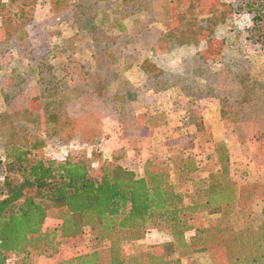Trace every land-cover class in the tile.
I'll return each mask as SVG.
<instances>
[{"label": "trees", "instance_id": "16d2710c", "mask_svg": "<svg viewBox=\"0 0 264 264\" xmlns=\"http://www.w3.org/2000/svg\"><path fill=\"white\" fill-rule=\"evenodd\" d=\"M99 1L76 0L58 9L73 7L69 19L73 28L88 27L109 35L107 41L111 50L97 55L105 59L103 73H83L86 78L84 80L83 77L84 86L80 88L81 84L73 73L81 70L76 59L78 48L74 47L78 38L75 35L64 39L62 45L55 49L68 63L59 70L48 63V55H44L33 65L40 90L28 96L30 103L22 107L23 113L45 109L49 114L54 107L64 109L68 101L63 95L56 98L55 93L64 92L63 89L70 87L71 83L82 94L92 91L108 102L124 104L131 101L133 93L126 86L111 89L118 75H107V69L113 67L112 61L120 63L123 59L120 51L123 41L120 38L129 34L128 22L142 9L129 8L126 13L118 12L117 17L109 20V14L98 8ZM36 2L0 0V10L12 9V14L17 15L13 20L18 22V15H32ZM199 4L200 0H189L188 8L194 10ZM217 4L220 5L219 2ZM242 11L251 14L247 38L264 45V0L229 2V15ZM201 20L196 16L180 24L173 22L164 33V52L197 44ZM142 22L139 19V24ZM6 31L10 36L20 34L21 29L6 28ZM150 52L151 55L139 64L148 78L144 88L154 92L175 88L186 98L189 114L199 99L209 96L218 97L222 109L229 108L225 106L232 103H245L243 107L250 103H264V81L255 78L242 59L223 54L215 71L211 65L190 66L184 59L182 72L167 73L160 60L162 52L156 47L150 48ZM120 65L123 71L130 64ZM231 78L236 81V89L229 90L227 85ZM21 79V73L15 69L12 75V82L16 84L14 89L3 91L9 109L0 114V129L4 130L7 123L10 129L0 147L4 165L0 177V264H32L35 257H53L65 239L78 237L87 229L98 248L64 258L59 264H182L180 257H174V254L190 252H207L211 264H264V201L260 215L239 206L238 186L229 177L227 154L218 156L219 170L197 177L206 184L205 198L192 201H187L186 192L177 186L178 180H187L189 173L199 169L192 160L195 155L191 153L183 155L180 152L170 157L165 165L148 159L140 168L125 166L112 159H99L98 166L94 167L89 155L78 153H68L61 159L48 157L41 148L39 133L33 132L29 121L26 120L23 126L17 125L14 118L6 121L18 116L14 99L24 89ZM206 81L210 84L207 89L203 83ZM235 114H240L241 121L254 115L251 111ZM130 119L135 126H144L142 116L136 111L130 114ZM239 126L236 121L235 130L239 131ZM229 205L234 207L235 224L226 222L224 218L223 225L203 222V212L217 213L223 209L224 215ZM51 210L58 211L59 223L45 227ZM158 225H166L171 235L169 240L159 243L160 251L143 249L127 255L124 253V241L142 239ZM189 230L193 231L191 235H187Z\"/></svg>", "mask_w": 264, "mask_h": 264}, {"label": "rangeland", "instance_id": "374dc122", "mask_svg": "<svg viewBox=\"0 0 264 264\" xmlns=\"http://www.w3.org/2000/svg\"><path fill=\"white\" fill-rule=\"evenodd\" d=\"M75 1L37 0L32 15H18V22L13 20L17 15L12 14V9L0 10V114L9 109L4 101L3 91L16 85L12 82L15 69L21 73V84L24 87L18 92L20 96L14 99L19 110L18 116L14 115L6 121L14 118L19 126H23L26 120L29 121L33 132L39 133L41 148L46 156L61 159L68 153L89 155L94 161V167L98 166L99 159H109L104 155L106 146L109 145L108 139H113V135H116L117 141L121 142L123 136H126V129L134 127L136 131H128L129 138L126 136L125 143L135 149L138 148V142L150 144L147 160L153 159L165 165L169 163L170 157L180 152L183 155H195L192 160L199 165V169L189 173L187 180L177 181L181 191L186 192L187 201L205 198L206 184L199 180L201 177H197L211 170H219L218 156L225 153L228 156L229 177L238 186L239 206L247 212L260 215L264 201V114H261V111H264V103H250L246 104V107H243L245 103H232L225 106L229 108L222 109L221 103H213L212 98L203 97L192 114H189L186 111L187 103L176 89L168 88L157 94H147L149 92L143 85L148 78L139 67V64L151 55L152 47L162 52L160 60L167 73L182 72L184 59L188 60L190 66L211 65L215 71L220 66L218 60L221 55L226 54L246 61L253 76L264 81V45L247 38L251 14L242 11L229 15V2L235 0H200L194 10L188 8L189 0H101L97 4L98 8L109 14V20L117 17L118 12L126 13L129 8L142 9L141 13L136 12L131 22H128L126 27L130 30L129 34L120 38L123 41L120 48L123 59L120 63L112 61L113 67L109 66L107 69V75H118L111 89L126 86L130 93H133L131 101L124 104L108 102L103 96L99 97L92 91L82 94L78 91L80 89H76L75 84L71 83L70 87L62 88L64 92L55 93L56 98L63 95L68 101L64 109L58 106L59 108H52L49 114L45 109L23 113L22 107L30 103L28 96H33L40 90L38 82L35 81L33 65L44 55H48V63L59 70L64 69L68 63L55 49L56 46L62 45L64 39L75 35V38H78V44L75 43L74 47L78 48L76 59L81 70H74L73 73L79 85L81 84L80 88L84 86L86 78L83 73L101 74L106 68L105 59L97 55L111 50L107 41L109 35L88 27L78 30L73 28L69 22L73 7L58 9L65 3ZM196 16L202 19L198 27L199 42L164 52V33L173 22L180 24L185 19ZM206 17L211 18L208 21L203 20ZM139 19L143 20L140 24ZM6 28L21 29V32L9 36ZM128 38H131V41ZM121 63L131 66L121 71ZM231 79L227 85L229 90L236 89V81ZM203 83L206 84L205 89L210 87L207 81ZM223 110H226L225 114ZM133 111L142 116L141 122L144 126H135L132 122L130 114ZM246 111H251L255 116L241 121L240 114H235ZM236 121L240 123L239 131L235 130ZM8 124L4 130L0 129V147L10 131ZM138 134L144 136V141L133 137ZM149 135L152 136L151 140L147 139ZM2 155L0 149V177L4 166ZM111 159L115 160V157ZM224 213L223 215V209L217 213L203 212L202 220L205 224L223 225L224 218L230 224L236 223L233 205L227 206ZM57 215V210H51L44 226L52 227L58 224ZM192 233L193 231L189 230L187 235ZM91 236V231L87 229L78 237L67 238L61 243L58 254L51 258L35 257L32 264H59L64 258L90 252L98 248ZM170 238L169 228L166 225H158L156 229L149 230L142 239L124 241L123 250L126 255L143 249L160 251L159 243ZM176 256L180 257L182 264L212 263L207 252L182 255L175 253L174 257Z\"/></svg>", "mask_w": 264, "mask_h": 264}, {"label": "crops", "instance_id": "0c3cea01", "mask_svg": "<svg viewBox=\"0 0 264 264\" xmlns=\"http://www.w3.org/2000/svg\"><path fill=\"white\" fill-rule=\"evenodd\" d=\"M172 89H175V88H172ZM166 90L167 89L160 90L157 92L147 90L149 92L147 94H149V95L157 94V93H160V92H163ZM180 97L184 100L185 103H187V100L183 95H180ZM205 98H209V99L212 98L214 100L213 103H220V100L218 97L209 96V97H205ZM202 99H204V98H202ZM202 99H199L198 103H200V101H202ZM143 103H145V102H143ZM209 103H212V102H209ZM135 129L136 128H134V127H130L128 129H126L127 130V132L125 131L126 136L129 138L128 131L129 132L130 131L135 132L136 131ZM137 130H139L138 127H137ZM140 132H142V131H140ZM117 135H119V132ZM126 136H123V139L121 140V142L117 141L116 135H113V139L112 138L108 139L109 145L106 146L104 155H105V157H107L109 159H111L112 157H115V160L118 161L119 163H121L122 165H125V166L128 165L131 167L134 166V167L140 168L141 166L144 165L145 161L147 160V158L149 156L150 144H142V142H140V143L138 142V148L137 149H135L134 147L130 148L127 146L128 144L125 143ZM133 137L138 138L139 141H144L143 140L144 136H142V135L138 134V136L136 135ZM148 137L149 138H147V139H149V140L152 139V136L149 135ZM122 146H125L127 149H124V147H122ZM40 257H43V256H40ZM47 258H51V257H47Z\"/></svg>", "mask_w": 264, "mask_h": 264}]
</instances>
